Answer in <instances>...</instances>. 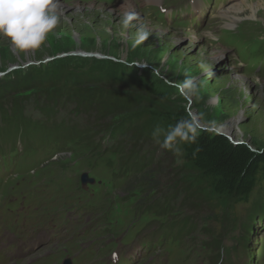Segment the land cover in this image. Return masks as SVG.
<instances>
[{
  "label": "rangeland",
  "instance_id": "374dc122",
  "mask_svg": "<svg viewBox=\"0 0 264 264\" xmlns=\"http://www.w3.org/2000/svg\"><path fill=\"white\" fill-rule=\"evenodd\" d=\"M187 1H190L191 7L203 6L201 0ZM250 1H253L251 8L246 9L237 18L231 16V20L218 18L217 26L213 22L205 23L199 13H194L186 16L187 26L177 29L174 21L168 18L162 22L157 21L155 18L160 20L161 17L156 9L179 7L182 0H60L64 14L61 15V22L55 30L56 34H50L39 50L18 53L10 42L0 38V74H15L30 65L48 63L67 55L112 59L128 66V57L135 56L138 61L133 64L136 67L147 68L148 63L151 64L154 68L152 74L170 86L171 92L185 101L189 114L200 121L202 130L220 134L232 143H243L252 150L264 149V70L258 73L250 71L251 74L247 75L239 63L236 51L232 48H222L215 36L211 37L215 28L226 25L244 39L243 45L264 52V0ZM126 3L131 4L134 10L125 11L118 8ZM89 4L93 5L88 6ZM226 9L227 7L223 10L224 13ZM128 13H134L138 17L133 21L134 25L142 23L152 33L147 41L135 47L133 37L136 28L125 29L121 23L123 16ZM251 14L253 17L248 16ZM160 28L168 32L160 34ZM214 53L223 56L214 60L211 58ZM236 63L240 67H237ZM188 78L200 85L199 95L190 101L180 94L176 86ZM239 78L242 85H239ZM230 124L233 128L229 135L220 130V127ZM38 155H42L38 159L46 157L44 153ZM84 156L75 153L61 154L41 170L35 168V176H28L25 172L31 167L28 159L11 157L0 165V264H61L63 258H72L80 248L88 246L92 248L89 252L94 260L93 252L100 247L96 259L102 264H161L163 253L155 248L152 250L157 254L154 253L150 259L136 260V253L142 251V243L147 235V223L153 220L155 226L166 220L157 218L158 216L152 213L142 215L141 209L144 202L148 204L150 200L160 199L164 194H171L175 190L181 192L172 205L169 217L177 222L185 215H190L197 224L194 231L176 236L179 250L171 253L167 264H202L205 256L203 252L206 251V244L210 240L219 239L221 246L231 243L235 230L227 223L225 216L228 208L223 203L214 200L213 205H218V208L211 211L206 208L204 202L196 201L194 197L187 200L188 205L181 202L182 199H187L190 193L188 188L193 180L186 174L188 168L179 155L171 156L160 146L153 158L160 171L149 173L148 167L142 173L123 176H119L116 158L109 153L104 154L102 158L96 156L94 161ZM23 162L24 167H21ZM93 162H96L95 169L89 167ZM57 166L65 167L74 177L65 180L54 170ZM43 170L49 172L47 180L59 184V187L67 185L68 189L73 182L75 185L80 174L86 172L94 179L92 185H87L89 195L93 198L98 193V181L105 183L104 179H107L111 186L108 192L112 191V195L118 194L126 199L123 204L122 201H116L113 216L112 211L108 214V220L114 218L119 225L116 236L115 224L107 228L110 235L115 236L114 245H109L100 237L98 230L102 226L99 224L93 225L91 233L89 230L80 229V222L83 220L89 219L88 221L93 223L92 213L85 214L83 218L78 215V218L69 219V225L72 226L70 229L52 230L37 228V225L32 224L33 233H28L34 220L20 217V213L29 216L33 206L27 203L24 191L33 189V180ZM171 170H175L178 176L169 174ZM176 178L181 180L177 182ZM150 184L156 185L155 193L146 192ZM141 189L146 193H140ZM35 202L46 203L44 199L36 200L33 197L31 203ZM51 203L60 201L56 196ZM88 204L93 205L91 201H88ZM54 206L57 208V205ZM61 211L62 209L59 212ZM234 212L239 222L246 218L248 210L239 207L234 209ZM75 214L76 211L70 210L67 216L73 217ZM263 220L264 217L260 218L258 214L254 216L251 242L242 258V264H264V227L261 225ZM25 221L27 227L21 228ZM61 222H64V219ZM73 229L75 231H72ZM70 238L73 242L69 244L66 240ZM179 240L183 241L182 244ZM114 253L116 256L113 259ZM87 254L88 252H85L80 256L75 264L82 259L85 263H90L92 257Z\"/></svg>",
  "mask_w": 264,
  "mask_h": 264
},
{
  "label": "trees",
  "instance_id": "16d2710c",
  "mask_svg": "<svg viewBox=\"0 0 264 264\" xmlns=\"http://www.w3.org/2000/svg\"><path fill=\"white\" fill-rule=\"evenodd\" d=\"M135 61V56L128 57V66L112 59L67 55L30 65L15 74H3L0 142H71L92 159L107 153L115 157L119 176L142 173L148 167L149 173L160 171L153 160L160 145L154 142L152 132L157 127L167 129L187 118L189 112L185 101L152 74L151 64L140 69L133 64ZM180 147L179 158L193 180L187 199L181 202L188 205L187 200L194 197L211 211L218 208L214 200L223 203L228 208L227 223L235 230L234 245L229 248H222L217 238L206 244L209 255L205 264H239L235 256L239 251L244 253L251 242L254 216L264 217V149L252 150L202 129L195 143H182ZM169 174L178 176L175 170ZM155 186L150 184L146 192L155 193ZM142 190L140 193L145 194ZM180 192L175 190L148 204L144 202L141 214L166 218V223L156 227L166 234L176 227L179 236L194 231L197 223L190 215L178 221V226L167 219ZM114 197L123 200L118 194ZM239 207H245L248 213L238 222L234 209ZM103 211L111 210L107 207ZM154 229L150 226L148 230L155 234Z\"/></svg>",
  "mask_w": 264,
  "mask_h": 264
},
{
  "label": "clouds",
  "instance_id": "9594fccd",
  "mask_svg": "<svg viewBox=\"0 0 264 264\" xmlns=\"http://www.w3.org/2000/svg\"><path fill=\"white\" fill-rule=\"evenodd\" d=\"M60 0H0V38L6 39L18 53L35 52L47 41L61 22ZM138 17L134 13L123 16L124 28L135 27L133 47L143 44L152 33L142 23L133 24ZM177 88L186 100H192L200 92L197 81L188 78ZM201 130L200 121L193 115L178 120L167 129L157 127L152 132L155 143L174 154H181L182 143H195Z\"/></svg>",
  "mask_w": 264,
  "mask_h": 264
},
{
  "label": "bare ground",
  "instance_id": "6f19581e",
  "mask_svg": "<svg viewBox=\"0 0 264 264\" xmlns=\"http://www.w3.org/2000/svg\"><path fill=\"white\" fill-rule=\"evenodd\" d=\"M253 1H247V0H238L237 2H233L229 5H227V9L225 11V13L223 11H221L216 17L218 18H222V17H225L226 20H231V16L233 18H237L241 13H243L246 9H249L252 7ZM257 2H260V1H257ZM93 4H89L88 6H92ZM66 6V5H65ZM61 8H62V5H61ZM119 9H124L125 11H133L134 10V7L129 4V3H126L125 6L124 5H119L118 6ZM224 13V14H223ZM63 8H62V15H63ZM248 16H252L251 15H248ZM68 18V17H67ZM248 18V17H246ZM249 20V18H248ZM151 29V27H149ZM161 29V28H160ZM157 30V29H156ZM158 32L160 34H164V33H167L168 31L166 29H161V30H158ZM216 51V50H215ZM220 56H223V55H220L218 56V54L216 55L215 53L213 55H211V58H214V60H216L217 58H219ZM237 67H240L237 63L235 64ZM234 66V65H233ZM241 79L239 78V85L241 84ZM242 85V84H241ZM244 87V86H243ZM233 128V125H227V126H223V127H220V130L222 132H224L225 134L229 135V133L231 132Z\"/></svg>",
  "mask_w": 264,
  "mask_h": 264
},
{
  "label": "water",
  "instance_id": "95a60500",
  "mask_svg": "<svg viewBox=\"0 0 264 264\" xmlns=\"http://www.w3.org/2000/svg\"><path fill=\"white\" fill-rule=\"evenodd\" d=\"M84 178H85V176L82 177V182H83V183L86 182V180H85Z\"/></svg>",
  "mask_w": 264,
  "mask_h": 264
}]
</instances>
